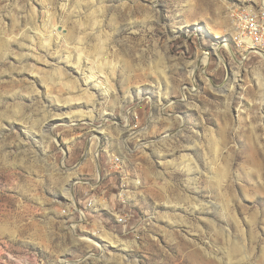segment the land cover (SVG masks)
<instances>
[{
    "label": "clouds",
    "instance_id": "obj_1",
    "mask_svg": "<svg viewBox=\"0 0 264 264\" xmlns=\"http://www.w3.org/2000/svg\"><path fill=\"white\" fill-rule=\"evenodd\" d=\"M35 3L39 13L33 0H0V76L15 87L26 58L56 57L92 104L63 124L36 100L0 103V193H15L0 210V238L37 248L47 264H114L108 245L77 232L108 216L114 226L97 234L130 250L121 264H264V217L246 212L241 222L234 212L238 188L264 205V0ZM186 216L224 227L197 225L195 243L178 227ZM27 255L12 259L27 264Z\"/></svg>",
    "mask_w": 264,
    "mask_h": 264
},
{
    "label": "rangeland",
    "instance_id": "obj_2",
    "mask_svg": "<svg viewBox=\"0 0 264 264\" xmlns=\"http://www.w3.org/2000/svg\"><path fill=\"white\" fill-rule=\"evenodd\" d=\"M106 3H119V0H105ZM131 3V0H128ZM231 2V0H230ZM141 4H146L147 0H140ZM33 4L39 13L41 11V5L36 4L35 0H33ZM150 6V5H149ZM11 26L10 21H6ZM2 39V37H0ZM10 46L12 49L16 51H20V47L16 42H10ZM37 51L41 53L43 56V52L37 48ZM8 60L13 64L20 63L15 59V57L9 56ZM26 64L31 65V67L21 73H13L16 77V80L19 82L12 87L6 84V81H9L11 77L4 75L0 76V103L7 105L16 103L17 101L28 103L30 100L37 101V110L40 107H44L46 109H51L53 112L57 113V120L60 123L68 124L69 122L73 121L76 117L73 114H80L86 113L89 111V108L92 104V100L90 97H86L85 95L81 94L79 89L77 88L76 81H79L80 88L84 87L83 81L79 80V76L76 72L72 71L71 66L65 67L63 63H58L56 57H48L47 62L42 59H37L35 57H28L25 61ZM57 70H59L60 74H58ZM64 73H70L69 75H64ZM209 79L214 83L217 82L216 78L209 74ZM202 82L197 80V84H201ZM55 84V87L52 85ZM187 84V82H186ZM20 89V91H16L15 89ZM8 89L15 93L14 96H4V91ZM92 96H95L97 100H99V95L96 93V90L89 87L87 89ZM192 99V97H189ZM174 97H165L164 100H174ZM208 99H212V95H208ZM197 102H200L197 100ZM98 106V105H97ZM177 114H179V109L176 110ZM233 115H235V111H233ZM83 121L88 122L89 117L83 116ZM6 127L14 126L15 130L19 132L20 125L16 121H4ZM214 127L215 125H210ZM23 138V137H21ZM78 139H83V137H78ZM57 145L58 148L63 152L65 156L71 157L73 155L69 143L66 142L65 137H58L57 138ZM239 147V145H237ZM80 150H76V154L79 155ZM151 155V153H149ZM141 163H144L143 158H141ZM136 167V165H132ZM9 184L12 182L11 179L7 181ZM15 193L11 190H5L4 192L0 193V210L7 204L8 199L12 198ZM237 195L240 196V205L234 207L235 216L239 217L241 222H243L244 214L246 212L258 211L262 217H264V205L256 204L255 207L253 206V201L247 200L241 195V189H237ZM27 204L28 202L25 201ZM31 207V206H29ZM77 207L83 210V206L77 204ZM160 210L162 212H167L168 214H173L171 208L168 205H160ZM179 211V209H177ZM39 215V212H37ZM180 215H184L183 212H180ZM62 219H67L68 214L65 212ZM100 223L95 225V232H89L85 230L81 233L80 229H77V232L80 233L84 239L94 240L93 244L99 245L101 249L105 248V245H108L107 252L111 253L113 257L116 258L114 264H121L122 258L127 256L128 251L127 249L121 248L111 240L106 239L98 235L97 233L103 230L107 232L109 230L110 225L114 226L112 221L109 219L108 216L98 218ZM185 219L188 223L183 225H179L180 231L183 233L184 236L188 237V240L194 241L195 243H201L198 238V234L196 231V226L198 225L199 228H202L207 232L208 225L207 221L213 220L212 217H205L203 221L198 220L192 216H186ZM219 227H224V225H220L219 221L213 220ZM161 228H167L170 232H173V229L168 225L167 221L161 222ZM189 228L191 230L189 231ZM118 234V233H117ZM156 237V240L159 241L158 246H162L166 248L169 253L175 256L177 253L173 252L172 247L169 246V242L164 239V237L159 233H152ZM173 235L176 237L177 240L180 241V244H184L185 242L182 240L180 236H178L175 232ZM101 237V238H100ZM90 241V240H89ZM105 244V245H104ZM40 247H43L42 245ZM179 245L177 246V251H179ZM139 251V250H136ZM19 252L21 255H27V264H39L41 260H44V264H47V259L45 256L41 254V252L37 248H24L22 245L17 242L13 243L8 240L7 237L0 238V264H18V261L13 260L12 257ZM35 256V261H33L32 257ZM65 256L71 260L72 257L69 253H65ZM131 259V257H128Z\"/></svg>",
    "mask_w": 264,
    "mask_h": 264
},
{
    "label": "bare ground",
    "instance_id": "obj_3",
    "mask_svg": "<svg viewBox=\"0 0 264 264\" xmlns=\"http://www.w3.org/2000/svg\"><path fill=\"white\" fill-rule=\"evenodd\" d=\"M101 238V237H100ZM91 242H93L94 240H92V239H89ZM112 242V241H111ZM105 245V244H104Z\"/></svg>",
    "mask_w": 264,
    "mask_h": 264
}]
</instances>
